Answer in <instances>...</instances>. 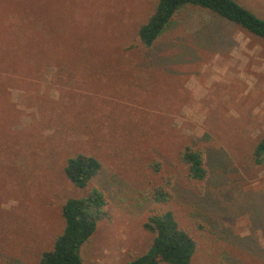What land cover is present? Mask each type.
I'll return each mask as SVG.
<instances>
[{
    "label": "rangeland",
    "instance_id": "rangeland-1",
    "mask_svg": "<svg viewBox=\"0 0 264 264\" xmlns=\"http://www.w3.org/2000/svg\"><path fill=\"white\" fill-rule=\"evenodd\" d=\"M264 18V0H236ZM156 0H0V264H38L84 195L63 173L78 153L100 169L109 217L84 264H127L166 209L196 241L191 264H264V40L182 7L150 47L137 29ZM196 139L207 177L178 159ZM159 162L158 170L151 164ZM170 179L171 200L153 188Z\"/></svg>",
    "mask_w": 264,
    "mask_h": 264
},
{
    "label": "trees",
    "instance_id": "trees-1",
    "mask_svg": "<svg viewBox=\"0 0 264 264\" xmlns=\"http://www.w3.org/2000/svg\"><path fill=\"white\" fill-rule=\"evenodd\" d=\"M186 6L207 10L236 25L246 34L264 40V18L236 0H156L152 13L137 29L139 41L145 47L152 46L176 12ZM252 155L255 164L264 162V135L254 144ZM178 159L186 166L187 180H205L207 169L196 139H191L180 149ZM151 167L158 170L159 162L154 161ZM99 169V161L88 154L78 153L66 160L63 173L67 182L87 191L84 195L69 197L63 203V228L52 247L41 252L38 264H84L81 247L95 232L97 224L109 217L103 192L89 186ZM169 185L170 179L164 177L153 188L152 198L157 202H169ZM143 228L153 234L152 242L144 253L134 256L127 264H191L197 248L196 241L179 226L172 210L166 209L150 216L143 223Z\"/></svg>",
    "mask_w": 264,
    "mask_h": 264
}]
</instances>
